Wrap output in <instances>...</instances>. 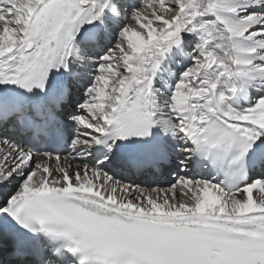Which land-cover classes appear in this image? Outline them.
<instances>
[{
  "label": "snow or ice",
  "instance_id": "snow-or-ice-1",
  "mask_svg": "<svg viewBox=\"0 0 264 264\" xmlns=\"http://www.w3.org/2000/svg\"><path fill=\"white\" fill-rule=\"evenodd\" d=\"M13 181L0 264H264V0H0Z\"/></svg>",
  "mask_w": 264,
  "mask_h": 264
},
{
  "label": "bare ground",
  "instance_id": "bare-ground-1",
  "mask_svg": "<svg viewBox=\"0 0 264 264\" xmlns=\"http://www.w3.org/2000/svg\"><path fill=\"white\" fill-rule=\"evenodd\" d=\"M77 163H82V162H80V161H72V164H73V165H76ZM13 182H14V181H13ZM13 182L9 183V184L6 186V188H5V190H4V193L11 192L12 189H14L15 184H13L14 186L11 187V185H12ZM167 186H168V184L166 183L165 186H162V187H167ZM256 194H258V193L254 192V195H256Z\"/></svg>",
  "mask_w": 264,
  "mask_h": 264
}]
</instances>
